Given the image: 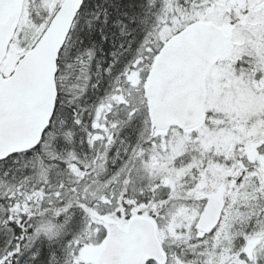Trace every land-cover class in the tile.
Here are the masks:
<instances>
[{
  "label": "snow or ice",
  "instance_id": "6c2138e0",
  "mask_svg": "<svg viewBox=\"0 0 264 264\" xmlns=\"http://www.w3.org/2000/svg\"><path fill=\"white\" fill-rule=\"evenodd\" d=\"M0 264H264V0H0Z\"/></svg>",
  "mask_w": 264,
  "mask_h": 264
}]
</instances>
